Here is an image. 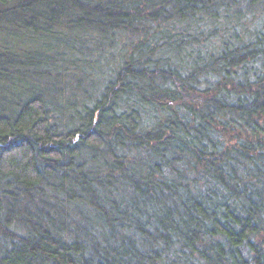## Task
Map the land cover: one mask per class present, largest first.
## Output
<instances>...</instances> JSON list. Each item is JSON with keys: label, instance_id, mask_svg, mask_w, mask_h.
<instances>
[{"label": "trees", "instance_id": "obj_1", "mask_svg": "<svg viewBox=\"0 0 264 264\" xmlns=\"http://www.w3.org/2000/svg\"><path fill=\"white\" fill-rule=\"evenodd\" d=\"M0 264H264V0H0Z\"/></svg>", "mask_w": 264, "mask_h": 264}]
</instances>
